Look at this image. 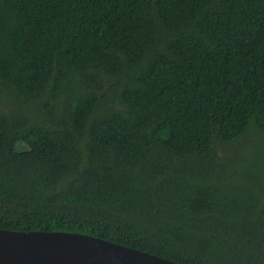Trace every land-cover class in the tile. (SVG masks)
Here are the masks:
<instances>
[{"label": "trees", "instance_id": "1", "mask_svg": "<svg viewBox=\"0 0 264 264\" xmlns=\"http://www.w3.org/2000/svg\"><path fill=\"white\" fill-rule=\"evenodd\" d=\"M0 229L264 264V0H0Z\"/></svg>", "mask_w": 264, "mask_h": 264}, {"label": "water", "instance_id": "2", "mask_svg": "<svg viewBox=\"0 0 264 264\" xmlns=\"http://www.w3.org/2000/svg\"><path fill=\"white\" fill-rule=\"evenodd\" d=\"M0 264H181L89 234L0 229Z\"/></svg>", "mask_w": 264, "mask_h": 264}, {"label": "rangeland", "instance_id": "3", "mask_svg": "<svg viewBox=\"0 0 264 264\" xmlns=\"http://www.w3.org/2000/svg\"><path fill=\"white\" fill-rule=\"evenodd\" d=\"M220 153H222V151L220 150Z\"/></svg>", "mask_w": 264, "mask_h": 264}]
</instances>
